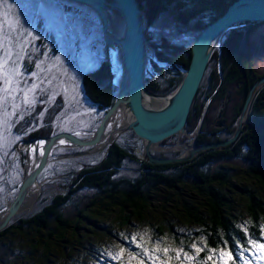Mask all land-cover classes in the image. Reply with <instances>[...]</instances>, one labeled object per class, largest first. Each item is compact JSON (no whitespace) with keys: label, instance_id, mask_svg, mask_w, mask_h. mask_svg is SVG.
Instances as JSON below:
<instances>
[{"label":"rangeland","instance_id":"obj_1","mask_svg":"<svg viewBox=\"0 0 264 264\" xmlns=\"http://www.w3.org/2000/svg\"><path fill=\"white\" fill-rule=\"evenodd\" d=\"M0 26H2L0 38L6 35L10 42L6 46L10 47L13 53H20L19 67L23 75L18 80L19 88L23 90L31 88L34 83L39 84V88L34 93L36 103L26 104L23 91H16L13 95L5 93L4 69H0L1 215L7 204L15 197L24 174V164H28L25 157L26 150L20 151L16 148L23 134L17 130L21 127L23 132H28L50 121L58 132H74L78 137L89 136L97 127L103 111L97 110L86 98L82 90V76L96 68L102 57L106 58V53L98 15L91 8L78 2L0 0ZM146 29L147 27L145 31ZM147 31L157 45L162 39L171 43L188 45L193 38L191 31L177 26L173 17L166 13L161 14ZM252 37L264 59V24L255 30ZM148 44L150 45L149 42ZM150 48L152 52L149 51L148 46L145 47L146 74L158 75L153 65L162 69H166L167 65L158 60L154 55V49L151 46ZM21 49H23L22 52ZM3 55V47H0V60L3 59ZM15 61L16 56L13 55L7 66L9 72ZM259 64L263 65L262 59H259ZM33 72L37 73L35 77L32 76ZM112 73L116 77L117 68H112ZM13 82L14 85L17 83L16 78H13ZM126 124L127 122L120 115L108 124L106 131L111 128L115 130ZM196 132L197 129H194L192 132L178 134L179 137L174 138V144H161V142L153 144L150 152L181 150L183 153L194 145L192 139L180 142V137L182 135L191 137ZM113 137H116V134ZM113 137H109V140ZM114 142L133 148V152L143 159L144 143L132 135L131 129L120 133ZM106 147L99 151L95 148L96 152L87 155L51 160L39 174L38 186H32L35 203L20 210L18 214H27L34 210L44 196L67 190L70 180L75 177L79 169L97 163L107 153ZM84 148L86 147L58 146L52 154L58 156L76 153ZM247 166L246 160L236 157L213 160L203 167V171L218 170L227 173L228 186L232 190L227 193L234 201L233 212L239 218V224H242L246 217V200L240 192V187L251 188L264 200V189L257 179L248 174ZM139 171V162L124 159L116 177L131 179L138 176ZM184 181L185 183L181 184L177 190L164 187L146 188L149 194L147 204L149 207L143 211L142 219L137 218L130 209L126 208L122 212L121 206H116L108 195L94 188L77 189L67 199L62 212L71 222L80 216V212L84 213L79 219L78 224L81 228L78 232L84 234L85 240L93 242L90 247L100 259L94 258L95 256L83 259L79 252L70 250V245L67 244L68 254L61 258L59 263L137 264L138 260H144V264H152V261L142 254V249L137 247V243L131 242L133 235L136 236L137 242L143 237L144 247L149 250L158 249L156 252L150 251L151 255L159 257L155 264H160L161 261H168V264H181L184 260L183 253L177 260L173 249H183L194 258L190 262L184 261V264H198L204 261L208 255V249L213 247H204L203 238L198 239L194 236L193 233L199 229V226L184 215L182 197L187 193L196 200L202 201L204 191L193 183V179L185 178ZM213 186L222 192L227 191L223 185L215 183ZM165 205L167 209L164 210ZM124 213L130 214L127 220ZM69 234L67 233V237ZM32 236L35 238V234ZM23 238L26 239V236ZM193 243L204 250L199 254L190 250ZM119 247L126 249L122 261L114 260L107 255L108 252L115 253ZM166 247L169 249L167 255L162 251ZM132 253L136 254L135 259L130 260ZM207 264H211V261Z\"/></svg>","mask_w":264,"mask_h":264},{"label":"trees","instance_id":"obj_2","mask_svg":"<svg viewBox=\"0 0 264 264\" xmlns=\"http://www.w3.org/2000/svg\"><path fill=\"white\" fill-rule=\"evenodd\" d=\"M136 1L145 13L147 29L154 25L161 14L166 13L173 17L177 26L193 34L188 45L171 43L165 39L157 45L152 41L147 29L145 31V36L154 49V55L167 65L166 69H162L154 64L153 68L158 75L146 74L145 86L156 94L173 93L184 76L182 70L188 68L194 38L234 0ZM257 24L258 22H251V28ZM244 32V29L232 27L221 34L218 48L214 49L210 56L185 123L187 131L197 129V132L191 137L182 135L180 142L192 139L193 145H199L227 139L234 133L246 91L255 79L252 78L254 72L248 58L242 56L243 54L234 53L238 47L232 44L233 37ZM243 40L247 43L246 39ZM244 72L247 78L244 77ZM113 78L105 57H102L96 68L82 76L83 93L96 109L103 113L112 104L117 92L116 85L112 83ZM210 78L214 83H209ZM209 84L212 86L208 89ZM220 84V97L226 91L233 93L230 104L220 105L216 97L209 99L214 87ZM248 121L249 124L243 126L238 137L228 146L201 151L185 161L151 164L140 159L133 152V148L114 142L97 163L79 169L70 180L67 190L44 196L34 210L16 215L10 224L0 231V264H61V258L68 254L67 244L70 245V250L79 252L83 259L93 256L100 259L90 247L93 242L85 240L84 234L78 232L81 228L79 219L84 213L80 212V216L71 222L62 212L64 204L74 191L83 187L94 188L108 195L116 206H121L122 212L126 208L130 209L137 218L142 219L143 211L149 207L146 188L164 187L177 190L185 183V178L193 179V183L204 191L202 201L187 193L181 195L184 215L199 226V229L194 231V236L203 238L206 248L224 247L223 242L227 241L228 247L235 255L234 242L240 240L245 243L246 239L242 225L248 228L247 235L253 239L261 236V226L264 225V200L251 188L240 187V192L246 200V217L242 224H239V218L233 212L234 201L227 193L232 191L228 186L227 173L218 170L203 171V167L213 160L242 157L248 163V174L257 179L264 189V95L253 99L248 111ZM17 132L23 133L21 138H34L53 135L58 131L47 121L28 132H23L21 127ZM132 135L135 136L133 132ZM177 136L178 134H174L164 139L161 144H174V138ZM152 154L160 158L176 157L181 154V150H157ZM124 159L139 162L138 176L131 179L116 177ZM215 183L223 185L227 191L222 192L214 187ZM163 209H167L166 205ZM129 216L130 214L124 213L126 220ZM67 233H70L68 237ZM25 236L26 239L23 238ZM245 246L247 247L246 244Z\"/></svg>","mask_w":264,"mask_h":264},{"label":"water","instance_id":"obj_3","mask_svg":"<svg viewBox=\"0 0 264 264\" xmlns=\"http://www.w3.org/2000/svg\"><path fill=\"white\" fill-rule=\"evenodd\" d=\"M91 8L99 17L101 32L105 42L106 60L112 71L109 59V48L114 45L118 71L112 83L117 92L112 104L103 113L97 127L87 137H78L74 132L61 131L53 135H41L34 138H22L16 148L32 147V164H24V174L15 197L7 204L0 215V231L6 228L12 219L20 212L22 204L32 186H38V176L44 167L54 159L70 156L87 155L96 152L94 146L104 137L110 122L115 118L121 107H126L130 117L125 126L117 127L119 135L127 129L144 143L143 159L151 164L171 163L190 159L194 153L211 148L226 147L240 134L244 125L249 124L248 111L253 95L257 88L264 84V76L257 79L250 87L246 100L238 117L232 136L220 141H212L194 147L176 157L160 158L150 152L153 144L162 142L174 135L187 133L185 123L193 98L204 75L207 63L214 49L219 44L221 34L236 24L242 22H264V0H234L226 10L214 21L207 24L194 38L191 45V57L184 76L177 89L170 94L160 95L149 91L145 86L146 52L148 46L152 49L145 36L146 17L136 0H69ZM146 96L160 101L159 106L153 107L146 103ZM192 132V131H191ZM65 143L61 144L60 141ZM111 142L106 147L110 149ZM58 146L86 147L76 153L54 156L53 150ZM35 149V151H33ZM28 160L27 151L25 154Z\"/></svg>","mask_w":264,"mask_h":264},{"label":"snow or ice","instance_id":"obj_4","mask_svg":"<svg viewBox=\"0 0 264 264\" xmlns=\"http://www.w3.org/2000/svg\"><path fill=\"white\" fill-rule=\"evenodd\" d=\"M0 31H2V26H0ZM9 39L5 35L3 38H0V47H3V59L0 60V69H4V84L6 87L4 91L6 94L13 95L16 91H23V99L26 104H34L36 103L35 99V91L39 88V84H32L31 88L21 90L19 88V77L23 75L20 71L19 67V59L20 53H13L11 48L6 46L8 45ZM23 49H21V52ZM16 56V61L13 63L11 71H8V64L11 61L12 56ZM39 67V65H37ZM37 73L33 72L32 76L35 77ZM13 78H16L17 83L14 85ZM61 144H64L65 141L61 140ZM35 151V149H33ZM243 228L244 233L246 234L245 243H241L240 240H236L234 242L235 246V255L231 248L228 247V242L224 241V247L219 249H208V255L206 256L204 261L198 262V264H207L208 261H211V264H264V225L261 226V236L258 239H253L248 234V228L245 226H241ZM131 242L137 243V247L142 249V254L147 257L149 261H152V264H155V261L159 259V257L153 256L150 254L151 252H156L158 249L153 248L149 250L147 247H144L143 237L141 241L137 242L136 236L133 235L131 237ZM247 245V247L245 246ZM204 247H207L205 244ZM190 250H194L195 253L199 254L204 250L202 247H198L196 243H193L190 246ZM126 249L124 247H119L118 250L113 252H108L107 255L110 256L114 260L122 261L123 254ZM163 253L167 255L169 249L166 247L163 250ZM176 253V259L179 260L181 253H183L184 260L181 261V264H184V261H192L194 258L189 255L188 252H184L183 249H173ZM134 253L130 254V260L135 259ZM171 258H169L170 260ZM123 264V262H122ZM137 264H144V260H138ZM160 264H168V261H161Z\"/></svg>","mask_w":264,"mask_h":264},{"label":"flooded vegetation","instance_id":"obj_5","mask_svg":"<svg viewBox=\"0 0 264 264\" xmlns=\"http://www.w3.org/2000/svg\"><path fill=\"white\" fill-rule=\"evenodd\" d=\"M262 24H264V22H258V24L255 25L253 28H251V22L242 23V24H238V25L234 26L235 28L245 30L244 33L233 37L232 44H234L238 47V48H236L237 51H235L234 53L236 55H242L243 54L242 56L248 58V61L250 62V65L252 66V69L254 72L252 75V78L255 77V79L252 81V83L248 86V89L246 91V96L244 98V102L246 100L248 91H249L250 87L253 85V83L257 79L264 76V59L262 58L261 52L256 47V44H255L253 37H252L255 30ZM243 38L246 39L247 43H245V40H243ZM220 53H222L221 49H220ZM220 58H221V54L218 55V61L220 60ZM259 59L263 60V65L259 64ZM241 70H243V69L241 68ZM244 75H245L244 77L247 78V75L245 72H244ZM211 82H213V80L210 78L209 83H211ZM211 86L212 85L209 84L208 89ZM221 90H222L221 84H220V86L214 87V90L211 92L209 99L212 100L213 97H216V100L219 101L220 105L230 104L232 101L233 93L231 91H226V92H223L222 97H220L219 94H220ZM260 95H264V84L257 88L256 92L253 95V99L258 98Z\"/></svg>","mask_w":264,"mask_h":264},{"label":"bare ground","instance_id":"obj_6","mask_svg":"<svg viewBox=\"0 0 264 264\" xmlns=\"http://www.w3.org/2000/svg\"><path fill=\"white\" fill-rule=\"evenodd\" d=\"M117 58H118V55L116 54V49L114 47V45L110 46L109 48V59H110V62L112 64V68H117V71H118V61H117ZM116 82H119V77L117 78L116 77ZM146 103L149 105V106H153V107H156V106H159L160 104V101L156 98H153L151 96H146ZM121 115V117L128 123L130 117L128 116V110L127 108L124 106V107H121L117 114L115 115V118L112 120V122L119 118ZM125 116H126V119H125ZM116 134V131L115 130H112L111 132H108V133H105L104 137L96 144V146H94V148H97V150H102L104 149L106 146H108L111 142H113L116 138H117V134H116V137H113V135ZM109 137H113L111 138V140H109ZM27 151V156H28V164H26L27 167H30L31 164H32V161H33V158H32V147H29V148H23ZM32 161H31V160ZM31 162V163H30ZM33 190L32 188H30V190L28 191V194L22 204V208L21 210H24V208H28L29 206H32L34 203H35V195L32 193Z\"/></svg>","mask_w":264,"mask_h":264}]
</instances>
